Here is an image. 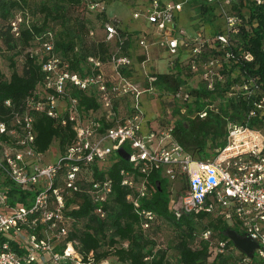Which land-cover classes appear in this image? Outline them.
Wrapping results in <instances>:
<instances>
[{
	"label": "built area",
	"instance_id": "2783aa9c",
	"mask_svg": "<svg viewBox=\"0 0 264 264\" xmlns=\"http://www.w3.org/2000/svg\"><path fill=\"white\" fill-rule=\"evenodd\" d=\"M189 1H133V18L142 19L147 28L142 27L138 34V44L148 56L143 67L151 60V51L168 54L169 67H174V59L184 51L192 71H201V80L214 90L216 83L226 81L228 60H255L248 49L239 47L236 54L230 46L233 38L252 26L249 7L264 6V0H200L215 7L218 20L224 21L214 36L201 28L190 34L180 25ZM82 3L89 12L107 13L105 0ZM24 22L22 13L11 21L17 37ZM120 27L121 20L108 15L104 40L115 45L114 53L106 62L90 57L92 71L87 75L72 71L55 53L53 33L38 37L35 52L47 55L44 82L28 97L25 111L15 113L11 126L0 122V264H90L92 254L84 261L79 240L70 239L78 217L69 212L79 209L78 202L88 198L94 212L102 219L107 217L114 180L99 172L119 159L130 165L120 171L122 185L130 190L127 199L140 213L145 230L160 224L155 212L141 208V200L151 193L149 174L157 170L170 183L187 182L179 204L172 206L178 216L207 213L221 217L259 244L250 257L228 236L222 239L206 230L201 238L209 242L213 258L236 251L239 258L235 264H264V128L230 122L225 146L210 158L194 157L175 138L174 123L151 126L144 98L155 91L157 76L147 74V81H138L123 74L133 67L134 60L120 53L117 43L122 45L125 39ZM73 87L94 96L100 107L87 110L81 106L79 98L71 95ZM182 88L174 98H183ZM230 95L254 98L250 116L264 120V80L250 77L236 81ZM191 97L188 93L186 101ZM59 102H65L61 112ZM216 102L208 107L218 112L220 104ZM35 112L58 118L64 125L70 122L75 131L66 150L58 149L52 162L45 160L51 149L44 153L36 147ZM199 115L204 118L208 111ZM121 148L129 152V160L120 155ZM14 189L32 193V202L12 203ZM107 260L101 264H109Z\"/></svg>",
	"mask_w": 264,
	"mask_h": 264
},
{
	"label": "trees",
	"instance_id": "16d2710c",
	"mask_svg": "<svg viewBox=\"0 0 264 264\" xmlns=\"http://www.w3.org/2000/svg\"><path fill=\"white\" fill-rule=\"evenodd\" d=\"M26 4L27 0H0V21H7L6 25L0 27V52L4 50L3 44L10 50L17 49L19 46L28 49L22 71L18 69L17 62L12 57V73L9 77L0 67V122H6L9 126L12 124L15 113L25 111L28 97L44 82L43 62L47 55L35 52L36 49L33 47L35 44L39 47L38 37L47 32L53 33L55 53L70 64L72 71L79 72L81 75H87L92 71L89 64L90 57L106 62L115 49V45L106 42L105 38L90 39L92 30L90 22L77 20L73 36L66 30L59 34L55 32L51 22H61V25L66 26L71 21V8L83 5L82 0H48L40 6V11L45 14L42 24L26 26L22 24L21 34L17 37L13 32L11 21L16 16L17 9H28L24 6ZM187 5L189 8L194 6L200 16L210 24L218 20L215 7L200 0H190ZM249 13L252 18L250 30L243 31L233 38L230 48L236 54L239 47L248 49L255 55V60L253 62L228 60L225 82H218L214 90H209L201 80L197 87L190 89L192 99L184 104L186 112L182 114V106L178 104L174 108V115H181L174 124V136L194 157L210 158L217 153V150L212 149L225 146L230 122L264 128V120L250 116L254 98L229 95L236 81L250 77H259L260 80H264V6H251ZM97 15L102 18L104 27V23L108 20L107 13H97ZM220 28L219 21V25L211 26L209 34H216ZM119 29L121 37H125L122 45L117 43L120 46V53L134 60L133 67L123 70V74L137 80L134 76L137 69L134 52L141 50V54L146 55L138 44V34L141 30H129L124 26ZM212 50L216 52L214 47ZM174 60L175 65L171 67L174 70L172 73L153 74L157 76L155 86L161 92L174 94L187 84V78L183 76L186 68L181 58L177 57ZM141 63L143 65V62ZM187 67L192 73L199 72L192 71L189 64ZM70 92L71 95L79 98L81 106L87 110H96L100 107L97 99L87 92L76 87L71 88ZM220 99H225L226 102L220 104L218 112L208 107ZM7 101L11 104L7 105ZM173 102L176 103L177 99L173 98ZM205 110L208 111V115L202 118L199 114ZM34 115L37 149L46 153L57 143V148L64 152L75 137L72 123L68 122L64 125L58 118L50 117L45 113L35 112ZM149 122L152 123L151 120ZM156 126L159 127L161 124L158 123ZM123 167L129 168L130 165L127 161L119 159L113 161L106 170L99 172L100 175H110L114 180V192L106 205L108 214L105 219L94 212V204L88 198L78 202L79 209L69 212L78 217L70 239L79 240V250L84 261L88 262L92 254L93 260L90 264H101L113 256L123 264H230L229 256L232 255L219 254L213 258L209 242L202 239L201 235L206 230H212L215 237L225 239L226 231L231 226L221 217L207 213L197 216L182 213L178 216L172 210L171 183L162 175V172L157 170L149 174L151 193L141 200V208L155 212L160 224L153 230H145L142 227L140 213L133 202L127 199L130 190L122 185L123 178L120 171ZM13 192L15 193L11 195L12 203L22 202L29 205L32 202V193L24 194L16 189ZM68 205H71V201ZM165 224H170L176 232V249L179 255L177 262L172 261L168 256L167 248H158V242L153 235ZM234 228L241 232L239 227ZM234 256L235 264L239 254Z\"/></svg>",
	"mask_w": 264,
	"mask_h": 264
},
{
	"label": "rangeland",
	"instance_id": "374dc122",
	"mask_svg": "<svg viewBox=\"0 0 264 264\" xmlns=\"http://www.w3.org/2000/svg\"><path fill=\"white\" fill-rule=\"evenodd\" d=\"M48 0H27V4L24 5L25 8L28 9H17L16 15L19 13L23 14L24 17V26L32 25V24H42L45 14L40 11V6L43 5ZM107 4V15L113 17L117 16L121 20V27L124 26L129 30L138 31L141 30L142 27L145 28L144 22L142 19H134L133 18V1L134 0H105ZM184 1V0H182ZM96 13L89 12L86 6L80 5L75 8H71V21L66 25H61V22L52 21L51 24L55 28V32L59 34V32L66 30L70 32L73 36L76 30V22L77 20L86 21L92 23V30L95 31L94 35L90 34L91 40H102L104 38V28L102 26V18L97 17ZM217 21V22H216ZM215 23L210 24L206 22L201 16L198 10L191 6L189 8L188 5L184 6V11L181 14L180 25L184 27L190 34H196L199 28L205 30L206 34H209V30L211 26H216L219 23V20H216ZM7 24V21H0V27ZM220 24H224L223 20H220ZM147 29V28H145ZM2 42V41H1ZM3 44V42H2ZM3 52H0V67L4 71L5 75L9 77L12 73L11 68V57L17 62V67L20 71L23 70L24 62H25V54L28 52V49H23L22 46H19L17 49L10 50L7 49L6 45L3 44ZM34 49H38V46L35 44ZM30 49V48H29ZM141 50L135 51V68H137L134 72V76L138 81H143L144 79L147 81V74L152 75L154 73H172L174 70L169 67V59L168 54H164L158 50L151 51V60H149L146 64L147 67H143L141 62L147 59L148 56L141 54ZM184 52V51H183ZM183 52L181 53V57L183 56V65L186 69H184L183 76L187 78V84L182 86L181 93L183 98L177 99V102H173L174 94L169 92H161L157 88L153 93L148 92L144 98V109L147 113V118L151 120V126L157 125L160 123L162 126L169 123H176V120L181 118V115H174L173 111L176 105L182 106L181 112L182 114L186 111V106L184 105L186 101L185 97L188 93H190V89L197 87L201 81V71L192 73L190 69L187 67V62L184 57ZM180 90V89H179ZM178 90V91H179ZM177 92V91H176ZM191 94V93H190ZM230 95V94H229ZM192 99V97H191ZM225 99H220L216 102L217 106L221 103L224 104ZM65 102L58 103L59 112L62 111ZM213 151L217 149H212ZM211 150V151H212ZM57 143L51 148V150L46 154L45 160L46 162H52L57 157ZM184 179H180L175 183L170 184V191L172 193V206L179 204L182 195H184L186 191V183H184ZM173 208V207H172ZM201 227V226H200ZM158 242V248H167L168 256L172 259V261L177 262L179 260L178 251L176 249V232L170 226V224H165L159 231L153 234ZM236 252H230L228 255L230 264H234ZM109 264H123L118 261V259L113 256L108 260Z\"/></svg>",
	"mask_w": 264,
	"mask_h": 264
},
{
	"label": "water",
	"instance_id": "95a60500",
	"mask_svg": "<svg viewBox=\"0 0 264 264\" xmlns=\"http://www.w3.org/2000/svg\"><path fill=\"white\" fill-rule=\"evenodd\" d=\"M119 153L125 160L130 159L129 152L124 148H121ZM226 234L241 252L253 257L254 252L259 245L255 240L231 227L227 229Z\"/></svg>",
	"mask_w": 264,
	"mask_h": 264
}]
</instances>
